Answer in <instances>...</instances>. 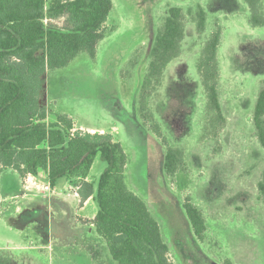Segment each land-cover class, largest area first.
<instances>
[{
    "label": "rangeland",
    "instance_id": "obj_1",
    "mask_svg": "<svg viewBox=\"0 0 264 264\" xmlns=\"http://www.w3.org/2000/svg\"><path fill=\"white\" fill-rule=\"evenodd\" d=\"M113 3L96 56L82 51L67 66L47 70L41 94L47 121L66 113L73 132H106L122 143L129 158L126 182L160 223L176 264H264V149L253 123L264 82V26L250 23L245 0ZM199 5L207 13L203 32L196 22ZM172 6L184 13L181 52L145 92L150 46ZM218 29L224 121L208 107L198 70ZM164 139L184 152V165L173 175L164 169ZM106 165L98 155L89 181L96 183ZM24 185L12 169L0 174V264H118L89 224L97 203L81 208L80 179H60L53 193L29 192ZM188 198L206 219L202 240L185 212Z\"/></svg>",
    "mask_w": 264,
    "mask_h": 264
},
{
    "label": "trees",
    "instance_id": "obj_2",
    "mask_svg": "<svg viewBox=\"0 0 264 264\" xmlns=\"http://www.w3.org/2000/svg\"><path fill=\"white\" fill-rule=\"evenodd\" d=\"M245 2L250 23L264 26L262 0ZM113 7V0H0V174L12 169L25 181L44 172L52 186L62 178L80 179L81 202L92 197L98 205L89 224L106 241L118 264H176L169 257L170 246L160 223L126 182L129 158L122 143L106 132H73L74 122L66 113L48 122V110L41 104L47 70L67 66L82 51L96 56ZM56 20L61 24H54ZM196 20L198 31L203 32L207 13L200 5ZM184 35L183 9L172 6L151 43L142 91L159 84L168 64L180 54ZM221 41L218 29L203 48L198 70L208 107L224 121L219 92ZM253 123L264 149V82ZM155 131L161 136L159 127ZM164 143V169L173 175L184 165V152L165 139ZM98 155L107 165L94 183L87 178ZM260 187L264 189V175ZM184 209L195 236L202 240L207 230L204 214L190 198ZM224 264L236 263L227 259Z\"/></svg>",
    "mask_w": 264,
    "mask_h": 264
},
{
    "label": "crops",
    "instance_id": "obj_3",
    "mask_svg": "<svg viewBox=\"0 0 264 264\" xmlns=\"http://www.w3.org/2000/svg\"><path fill=\"white\" fill-rule=\"evenodd\" d=\"M45 178V179H47V177H46V174L44 173V172H41L39 175H37V176H35V175H29L26 179H25V181H27L28 179H32V180H36V182H38V183H40V184H45L46 182L45 181H47L48 182V180H44V181H41L42 179L41 178ZM22 179V178H21ZM87 180L89 181V179L87 178ZM25 181H23V182H25ZM70 181V180H69ZM48 183H50V182H48ZM57 185V184H56ZM55 185V186H56ZM52 186V185H51ZM55 186H52V188H53V191H52V193L55 191V189H54V187ZM24 187H25V189H26V191L28 190L29 192H31V191H34V190H37V189H30V188H28V187H26V185H24ZM76 192H79L78 191V186H76ZM38 191H42V190H38ZM78 195H79V193H77ZM80 198V197H79ZM91 201H94V199L92 198V197H90L87 201H85V203H83V205H82V207L81 208H85V207H88V205L90 204V202ZM95 202V201H94ZM95 215H96V213L94 214L93 213V215L92 216H90V217H88V219L89 220H91V219H93L94 217H95ZM87 218V217H86ZM85 219V218H84ZM90 226H92L93 227V225L90 223Z\"/></svg>",
    "mask_w": 264,
    "mask_h": 264
},
{
    "label": "built area",
    "instance_id": "obj_4",
    "mask_svg": "<svg viewBox=\"0 0 264 264\" xmlns=\"http://www.w3.org/2000/svg\"><path fill=\"white\" fill-rule=\"evenodd\" d=\"M25 185L26 187L30 188V189H40L43 192H52L53 188L51 186L50 183H45V184H40L38 182H36V180H32V179H28L27 181H25Z\"/></svg>",
    "mask_w": 264,
    "mask_h": 264
}]
</instances>
